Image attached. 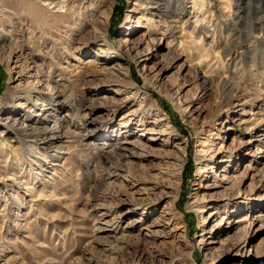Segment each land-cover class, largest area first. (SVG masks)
<instances>
[{
  "label": "rangeland",
  "instance_id": "374dc122",
  "mask_svg": "<svg viewBox=\"0 0 264 264\" xmlns=\"http://www.w3.org/2000/svg\"><path fill=\"white\" fill-rule=\"evenodd\" d=\"M68 1L38 75L0 40V264H264V0Z\"/></svg>",
  "mask_w": 264,
  "mask_h": 264
},
{
  "label": "bare ground",
  "instance_id": "6f19581e",
  "mask_svg": "<svg viewBox=\"0 0 264 264\" xmlns=\"http://www.w3.org/2000/svg\"><path fill=\"white\" fill-rule=\"evenodd\" d=\"M14 1H15V3H13L14 11L13 10L9 11L8 14L3 16V18H0V23L2 25L4 24V20H6L7 22H9L8 26H10L9 29H6V32L3 34L4 36L0 35V40H2L3 43L7 42L14 49L19 48L20 50H22V48L25 47L26 44H28L29 42L32 43L33 45L34 44L39 45L36 49L30 48V51L29 50L25 51V54L22 52V54L20 55L21 58L19 59V60L23 59V62L21 65L23 66L22 71L30 73L32 70H34L35 75H38L41 68L39 67L37 63L35 65H31L33 61L41 62L43 59H51L57 55V53L55 52V49H56L55 45H52L50 48L46 50H43L44 47L41 46L42 44H40L39 41L41 39L47 38V36H49L50 34L55 35L61 27H68L70 26V24L72 25L73 20L75 23V20L79 19L78 17L79 13L77 12V16L73 18L72 16L74 15V13H72L71 15V13L69 12L71 7H69V10L68 11L66 10L65 13H61V11L59 10L63 8V4L65 0H12V2ZM75 1L77 0H69L67 4L72 3L73 5ZM84 1L87 2L90 0H84ZM162 8H163V11H170V9L174 11H184L183 5L181 4L180 0H168L166 3L163 4ZM259 9H260V6L256 4L254 11H259ZM109 16L110 15H107L103 19L104 20L103 22L105 23L104 24L105 29H103V31H99L97 28L93 27L95 36L100 37L102 40L107 39V28L109 26ZM14 19L15 21L17 20V23L19 24L22 23L21 27L17 30L14 27ZM127 19H130V18L127 17ZM141 19H144L143 14L138 15L136 20H132V23H134L135 21L140 22ZM257 21H259V23L261 24L263 21L262 17L257 18ZM236 24H237L236 21H233L231 23V26L234 27L236 26ZM68 29L70 30V28ZM128 29L132 30L133 25L130 24V26H128ZM125 40L128 41V44L131 43L130 39H125ZM95 54L99 55L98 52H95ZM92 61H95V60H92ZM96 63H98V61L97 62L95 61V64L93 65L94 67L96 66ZM94 69L91 72L97 76L100 75L99 73H101L102 75L106 77L113 76V72L107 71V69L105 68L102 71L97 70V69L94 70ZM23 99L26 100L28 99V97H23ZM35 115H37V113ZM27 117H30V116L28 115ZM4 119H5V122H3V127L6 129H11V131L13 132V134L15 135L17 139V142L21 143L22 152H24L28 147L31 148L32 150L34 149L38 150V148L35 146L36 143L41 142V141H46L50 139L51 136H53V134L49 130L50 128L49 129L43 128V126L40 128L38 125H35L34 123H30L27 125L25 124V125H22L16 128L15 126L16 123L13 121H12L13 123H11L9 120V119H12L10 115L5 116ZM128 122H129V119L127 121H122L121 123L124 125L123 127H127L129 126ZM150 131L151 129L145 128L140 131L139 135L142 136L145 133V136L147 137ZM224 131L225 130H222V129L220 130L221 133ZM1 141H2L1 143L5 145V139ZM5 147L6 149H8L10 148V145L6 143ZM7 155H8V152H7ZM218 163L219 161L215 162V164H218ZM221 167H222V164L216 169L215 175L218 169ZM213 170L214 168L212 167L210 169V172H214ZM223 171L225 170H221V173ZM0 179L2 178L0 177ZM223 180H225V178H223ZM4 185L7 186L5 183ZM246 219H247L246 216H242L238 218L236 221L240 223V222L245 221Z\"/></svg>",
  "mask_w": 264,
  "mask_h": 264
}]
</instances>
